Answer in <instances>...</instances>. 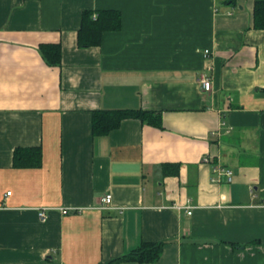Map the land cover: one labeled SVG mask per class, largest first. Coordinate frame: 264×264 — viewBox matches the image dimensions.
Masks as SVG:
<instances>
[{"label": "crops", "instance_id": "1", "mask_svg": "<svg viewBox=\"0 0 264 264\" xmlns=\"http://www.w3.org/2000/svg\"><path fill=\"white\" fill-rule=\"evenodd\" d=\"M222 1L0 0V264H100L157 242L146 264H264V30L259 0ZM96 10L121 26L79 47ZM126 109L160 126L93 135V111ZM17 148L40 164L13 165Z\"/></svg>", "mask_w": 264, "mask_h": 264}, {"label": "trees", "instance_id": "2", "mask_svg": "<svg viewBox=\"0 0 264 264\" xmlns=\"http://www.w3.org/2000/svg\"><path fill=\"white\" fill-rule=\"evenodd\" d=\"M222 2H234V0H223ZM121 26V14L117 10L83 11L81 24L77 32V44L86 48L97 46L105 31L118 30ZM253 28L264 30V0L255 1L253 6ZM39 53L44 62L49 66H57L61 61V49L59 45L41 44ZM264 93V89H262ZM126 118L138 119L143 123L160 126L158 113L142 110H97L92 112L91 129L93 135L107 134L117 128L120 122ZM28 155H27V154ZM31 153V155H30ZM41 151L39 148H17L13 152V165L26 164L37 166L40 164ZM167 174H176L178 165L168 166ZM163 243H142L131 251L100 264H119L122 261H134L146 264L156 261L162 251Z\"/></svg>", "mask_w": 264, "mask_h": 264}, {"label": "built area", "instance_id": "3", "mask_svg": "<svg viewBox=\"0 0 264 264\" xmlns=\"http://www.w3.org/2000/svg\"><path fill=\"white\" fill-rule=\"evenodd\" d=\"M205 55L208 53V51H204ZM199 82L201 83V86L204 91H209L211 89V81L205 76V74H202L199 78ZM204 161L208 162L209 157H204ZM220 172H223L225 175V178L227 181H232L233 174L232 171L229 169H219ZM100 202L103 205V208L107 209L109 205L111 204V195L105 194L100 198ZM187 214H191V211H188ZM39 217L43 220L44 219V213H40Z\"/></svg>", "mask_w": 264, "mask_h": 264}]
</instances>
